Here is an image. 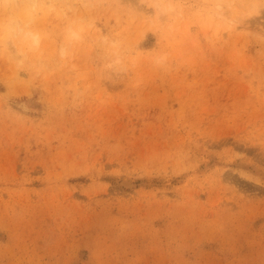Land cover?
Here are the masks:
<instances>
[{"label": "rangeland", "instance_id": "rangeland-1", "mask_svg": "<svg viewBox=\"0 0 264 264\" xmlns=\"http://www.w3.org/2000/svg\"><path fill=\"white\" fill-rule=\"evenodd\" d=\"M224 1L0 0V264H264V0Z\"/></svg>", "mask_w": 264, "mask_h": 264}, {"label": "bare ground", "instance_id": "bare-ground-1", "mask_svg": "<svg viewBox=\"0 0 264 264\" xmlns=\"http://www.w3.org/2000/svg\"><path fill=\"white\" fill-rule=\"evenodd\" d=\"M221 1H222V2H221ZM217 2H218V0H217ZM224 2H225L224 0H219L218 5H219V6H222V5L224 4ZM15 34H18V33L15 32ZM37 39H38V38H37ZM37 39H35V42H36V43H38V40H39V39H38V40H37Z\"/></svg>", "mask_w": 264, "mask_h": 264}]
</instances>
